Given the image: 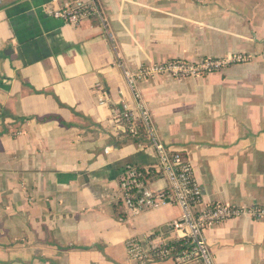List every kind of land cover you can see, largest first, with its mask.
I'll list each match as a JSON object with an SVG mask.
<instances>
[{
    "label": "crops",
    "instance_id": "obj_1",
    "mask_svg": "<svg viewBox=\"0 0 264 264\" xmlns=\"http://www.w3.org/2000/svg\"><path fill=\"white\" fill-rule=\"evenodd\" d=\"M99 1L107 28L56 19L53 0H0V264H138L128 240L179 238L178 205L130 215L119 201L128 164L168 187L154 148L115 118L135 105L123 66L250 57L139 88L161 141L194 167L198 209L264 208V0ZM205 235L217 264H264V218L227 219Z\"/></svg>",
    "mask_w": 264,
    "mask_h": 264
},
{
    "label": "built area",
    "instance_id": "obj_2",
    "mask_svg": "<svg viewBox=\"0 0 264 264\" xmlns=\"http://www.w3.org/2000/svg\"><path fill=\"white\" fill-rule=\"evenodd\" d=\"M56 7L53 16L65 23L79 25L84 19L98 18L107 28V18L99 0H53ZM245 54H234L225 58L207 57L199 61L182 59L166 60L151 65H142L136 71L123 66L124 76L132 91L135 105L115 110L116 120L125 125V136L143 146L145 140L154 148L159 170L167 180L166 189L157 190L146 175L152 171L138 165L123 167L119 178V201L130 215H138L146 210L157 209L174 203L181 208V216L170 224L179 233V238L171 244L151 241L146 244L139 239L127 241L129 257L138 264L173 259L176 263L217 264L207 242L205 229L227 219L248 215L253 219L264 218V208L260 206L240 207L222 203L211 204L198 209L204 198V190L195 177L191 161L181 151L167 146L158 136L152 115L148 109L139 83L149 78L166 75L172 77H200L220 71L231 63L247 62ZM100 104H108L104 87L94 88Z\"/></svg>",
    "mask_w": 264,
    "mask_h": 264
},
{
    "label": "trees",
    "instance_id": "obj_3",
    "mask_svg": "<svg viewBox=\"0 0 264 264\" xmlns=\"http://www.w3.org/2000/svg\"><path fill=\"white\" fill-rule=\"evenodd\" d=\"M140 168H142V169H146V168H144V167H142V166H139ZM147 170V169H146ZM149 170H151V169H149ZM152 171V170H151ZM161 173V172H160ZM162 174V173H161ZM152 176H153V172H151V173H149L148 175H146V178L147 179H151L152 178Z\"/></svg>",
    "mask_w": 264,
    "mask_h": 264
}]
</instances>
